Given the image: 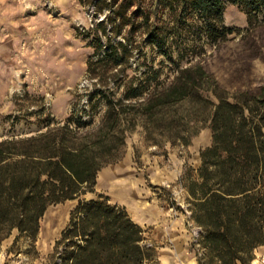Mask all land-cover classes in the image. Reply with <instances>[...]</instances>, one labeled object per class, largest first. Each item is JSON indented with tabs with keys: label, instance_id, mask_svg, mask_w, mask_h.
I'll use <instances>...</instances> for the list:
<instances>
[{
	"label": "trees",
	"instance_id": "1",
	"mask_svg": "<svg viewBox=\"0 0 264 264\" xmlns=\"http://www.w3.org/2000/svg\"><path fill=\"white\" fill-rule=\"evenodd\" d=\"M160 1L169 23L151 21L147 0H94L97 10L108 9L95 27L104 35L105 27L112 33L126 26L140 30L173 65L171 77L159 79L161 69L152 67L128 77L131 48L110 38L103 45L97 37L86 61L88 108L0 139V244L15 231L13 244L24 239L33 247L48 206L92 192L97 173L122 157L126 135L138 126L154 144L187 145L208 122L211 143L200 149L196 177L184 185L190 218L201 228L197 264H250L254 249L264 245V88L229 94L200 61L180 65L186 51L168 40L183 27H197L218 46L232 31L222 22L226 2L252 24L264 0ZM145 241V230L123 206L101 195L80 199L55 241L50 264H159Z\"/></svg>",
	"mask_w": 264,
	"mask_h": 264
},
{
	"label": "rangeland",
	"instance_id": "2",
	"mask_svg": "<svg viewBox=\"0 0 264 264\" xmlns=\"http://www.w3.org/2000/svg\"><path fill=\"white\" fill-rule=\"evenodd\" d=\"M147 3L152 22L169 23L164 1ZM107 13L106 7L97 10L94 0H0V139L29 134L47 120L63 122L72 112L80 115L88 108L86 61L95 53L97 37L103 45L110 38L131 48L124 71L128 77H141L149 67L161 69L159 79L171 77L173 65L140 30L126 26L112 33L105 27L106 34L100 32L95 24ZM222 22L232 31L218 46L205 40L197 27H183L175 40L168 38L172 47L186 51L180 65L200 61L229 94L264 88V9L257 22L248 24L237 5L226 2ZM171 56L176 59V51ZM102 109L100 103L93 110L94 120ZM210 141L208 122L200 125L187 145L154 144L138 126L126 135L122 157L97 173L92 192L48 206L33 247L24 239L13 244L14 231L1 242L0 259L5 264H50L55 241L78 201L98 195L123 206L133 221L149 222L145 232L154 229L155 233L145 235V242L156 256L158 251L164 254L160 248L170 243L164 238L168 224L170 233L187 235L186 246L198 257L203 251L198 244L201 228L190 218L184 185L189 176L196 177L199 151Z\"/></svg>",
	"mask_w": 264,
	"mask_h": 264
},
{
	"label": "crops",
	"instance_id": "3",
	"mask_svg": "<svg viewBox=\"0 0 264 264\" xmlns=\"http://www.w3.org/2000/svg\"><path fill=\"white\" fill-rule=\"evenodd\" d=\"M210 143L211 141L209 142V144ZM198 160L200 164V157L198 158ZM134 222L140 225L143 229H145V226L149 225V222H145V221H134ZM165 225H166L165 230L167 232L166 234L168 235L167 237L164 238H168L170 240V243H167L164 249L160 248V250H164L163 251L164 254H161L162 252L158 251V255H157L158 263L159 264H197V257L194 251L186 246L188 240L187 235L185 233L172 234L170 233V231H167L169 230L167 229L168 224ZM179 227L181 228V226ZM154 233H155L154 229L152 230L149 229L148 231L145 232V235H151ZM0 264H5V263H3L2 260L0 259ZM250 264H264V245L258 246L254 249L253 258Z\"/></svg>",
	"mask_w": 264,
	"mask_h": 264
},
{
	"label": "built area",
	"instance_id": "4",
	"mask_svg": "<svg viewBox=\"0 0 264 264\" xmlns=\"http://www.w3.org/2000/svg\"><path fill=\"white\" fill-rule=\"evenodd\" d=\"M198 234V233H197ZM198 236V235H197Z\"/></svg>",
	"mask_w": 264,
	"mask_h": 264
}]
</instances>
